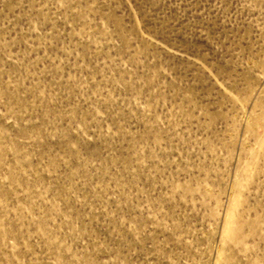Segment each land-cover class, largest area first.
<instances>
[{"label":"rangeland","instance_id":"1","mask_svg":"<svg viewBox=\"0 0 264 264\" xmlns=\"http://www.w3.org/2000/svg\"><path fill=\"white\" fill-rule=\"evenodd\" d=\"M0 264H264V0H0Z\"/></svg>","mask_w":264,"mask_h":264}]
</instances>
